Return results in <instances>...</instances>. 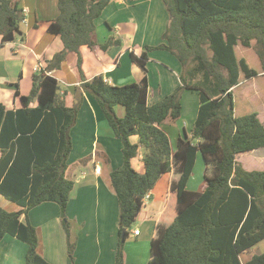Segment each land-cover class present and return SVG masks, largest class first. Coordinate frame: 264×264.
<instances>
[{"label": "trees", "instance_id": "1", "mask_svg": "<svg viewBox=\"0 0 264 264\" xmlns=\"http://www.w3.org/2000/svg\"><path fill=\"white\" fill-rule=\"evenodd\" d=\"M135 2L137 0H126ZM111 0H56L58 16L35 22L58 36L62 49L32 75L28 96L14 97L19 108L6 110L0 104V195L19 207H0V241L10 235L28 248L25 264H49L38 253V235L29 221V211L44 202L59 207L73 263L66 207L74 182L66 178L72 150L70 131L76 122L83 93L98 103L113 135L122 143V164L111 171L110 188L119 206V241L114 264H124L123 247L128 229L143 207V198L166 174L177 180L169 188V204L149 245L147 264H264V253L246 261L240 257L264 239V170L247 171L237 156L264 148V126L256 113L234 115L233 89L240 74L257 77L236 48L252 42L264 76V0H162L168 23L157 46H146L130 58L142 71L140 81L113 86L101 74L87 79L82 70L80 48L93 49L95 20ZM20 0H0L2 44L22 35L25 18ZM22 35V40H25ZM120 41L112 37L100 45L106 51ZM165 50L181 66L180 86L152 105L147 104L148 51ZM76 57L79 86L67 106L58 81L48 73L59 70L66 56ZM184 91L198 95V109L189 135L176 142L174 151L162 125L181 117ZM34 101L37 105L30 107ZM116 107L124 109L119 117ZM141 155L142 170L133 166ZM198 155L206 170L196 191L187 189ZM24 217V221L20 217ZM123 235V236H122Z\"/></svg>", "mask_w": 264, "mask_h": 264}, {"label": "crops", "instance_id": "2", "mask_svg": "<svg viewBox=\"0 0 264 264\" xmlns=\"http://www.w3.org/2000/svg\"><path fill=\"white\" fill-rule=\"evenodd\" d=\"M159 1L137 0L131 3L126 0H111L94 22L98 45L93 49L87 46L80 48L82 70L87 79L101 74L113 86L140 81L142 71L132 62L130 53L139 56L146 46L154 47L163 43L161 35L168 23V12ZM152 2L155 6L150 5ZM19 6L26 10V23L19 27L25 40H22V35H17L14 41L2 44L0 37V104L9 111L19 108L18 100L14 97L15 85L20 95L28 96L32 87V75L38 72L35 68L43 69L46 61L62 49L58 36L46 33L44 28L32 29L35 22L52 20L58 16L56 0H20ZM156 12L162 18L155 15ZM144 13L158 27L154 31V38L151 37L153 32L143 22ZM160 19L164 21L162 25L157 23ZM139 20L143 22L142 25ZM103 26L108 29L107 33L101 31ZM143 27L144 34H141ZM126 34L129 35L127 40ZM111 37L120 41V45H113L103 51L100 45ZM147 54V104L152 105L180 86L181 66L175 56L165 50H152ZM76 60L73 54H68L59 70L48 73L58 81L60 88L63 87L60 93L67 106L73 103V91L79 86ZM187 92L192 93L191 97L187 96ZM193 93L184 91L182 94L181 120L184 118L183 102L195 105L197 113L198 98ZM36 105L37 102L34 101L30 107ZM115 111L119 117H123L122 107H116ZM194 117L195 112L187 117V123L182 121L181 127L177 125L178 121L173 123L174 126L165 128L162 125L169 136L171 147L174 144L171 134L175 136V144L184 134L183 130L189 135ZM70 135L72 150L65 175L75 181L76 187L70 193L66 216L70 223L71 241L76 244L74 262L68 257L59 207L53 202L41 203L28 213L29 221L38 235V253L49 264H114L119 241V207L116 195L110 188L109 176L111 171L122 164V143L114 137L98 103L88 93H83V101ZM257 151L260 149L250 153ZM86 157H89L87 162ZM140 158L141 155L133 161V166L138 171L142 170ZM96 167L100 168L99 172L95 171ZM176 180L177 176L173 172L166 174L148 193L149 199L143 204L135 220L141 226L140 229L135 227L128 231L129 236L123 247L124 264H147L150 242L156 237L157 224L168 209L170 184ZM10 204L15 205L11 211L19 210L16 204L0 195V207L6 210ZM20 220L24 221V217L21 216ZM136 229L140 232L134 236ZM27 248L25 243L5 235L0 241V264H25Z\"/></svg>", "mask_w": 264, "mask_h": 264}, {"label": "rangeland", "instance_id": "3", "mask_svg": "<svg viewBox=\"0 0 264 264\" xmlns=\"http://www.w3.org/2000/svg\"><path fill=\"white\" fill-rule=\"evenodd\" d=\"M159 2H161L160 4H162V6L164 7L162 1L160 0ZM150 5L155 6V4L153 2L150 3ZM164 14H165L164 16H166V13H164ZM155 15H158V16H160V18H162V16L157 12L155 13ZM143 22H146L145 24H147V25H145V26H147V28H149L150 32L151 31L153 32L151 37L154 38L155 33H156V32L154 33V31L156 29L158 30V27L152 23L150 18L147 17V14H145V13H144ZM143 22H140V20H139L140 25H142ZM163 22H164L163 19H160V20H158L157 23H158V25H162ZM151 28H154V29H151ZM101 31L103 33L104 32L107 33L108 29L105 26H103V27H101ZM141 34H144V27H143V32ZM128 36H129L128 34L125 35V40H127L129 38ZM137 36H139V35H137ZM122 40H124V37H122ZM253 45H254V43L252 42V46L250 48L243 49L240 46H238L236 48L237 57L238 58H244L246 63L248 64V66L251 69L258 72V76L251 79V80H248V79H245L243 74H240L239 84L233 90L234 115L236 117H243V116H247V115L252 114V113H256L259 115L260 122L262 124H264V76L262 75L261 66H260L259 60L257 58V55L255 53ZM61 88H63V87L61 86ZM190 94H192V93L187 92V96L191 97ZM195 94L197 96L196 98H198L197 93H195ZM193 112H195V117L193 120V123H194L195 118H196V114H197L195 105H191L190 102H183V116H184V118H183V120H181V118H179L177 120L178 121L177 125L180 126L182 121L186 122L188 120L187 117L190 114H193ZM193 123H192L191 128L193 127ZM163 126H165V128H166L168 126H174V124L173 123L165 124ZM174 137H175L174 134H171V138H172V141L174 143L173 146L171 147L172 149L176 148V144L174 142L175 140L173 139ZM88 159H89V157H86L85 162H87ZM237 160H238V162H240L242 164L243 168L248 170V171H253V170L254 171H263L264 170V148L260 149V151H257L255 153L240 154L237 156ZM205 174L210 175L211 171L206 170V166L203 163L201 156L198 155L194 169H193V173H192V175L189 179L188 185H187L188 190L196 191L198 189L199 185L202 183V181H204L203 176ZM66 178H67V176H66ZM73 182H74V189H75L76 184H75L74 180H73ZM160 184H161L160 187H162L163 181H161ZM161 192H162V190H161ZM14 207H15V205L10 204V206L8 208H6V210L11 211ZM135 227L140 229L141 226L139 225L138 222L135 221L131 225V227L128 229V231L130 229L133 230ZM142 232H143V229H142ZM75 249H76V246H75ZM74 252H75V250H74ZM261 253H264V239L262 241L258 242L256 245H254L250 249H248L243 255H241L240 259L243 262V261L250 259L252 256L258 255ZM73 258H74V253H73Z\"/></svg>", "mask_w": 264, "mask_h": 264}, {"label": "built area", "instance_id": "4", "mask_svg": "<svg viewBox=\"0 0 264 264\" xmlns=\"http://www.w3.org/2000/svg\"><path fill=\"white\" fill-rule=\"evenodd\" d=\"M23 12H24V15H25V13H26V10H23ZM26 23V19L24 18L21 22H20V24H25ZM35 71L37 72V71H40V68H35ZM103 81L105 82V83H109L107 80H105V79H103ZM95 171L96 172H99L100 171V168H95ZM149 199V195L147 194L144 198H143V204L146 202V200H148ZM139 230L138 229H136V230H134V232H133V235L134 236H137L138 234H139Z\"/></svg>", "mask_w": 264, "mask_h": 264}, {"label": "water", "instance_id": "5", "mask_svg": "<svg viewBox=\"0 0 264 264\" xmlns=\"http://www.w3.org/2000/svg\"><path fill=\"white\" fill-rule=\"evenodd\" d=\"M123 236V235H122Z\"/></svg>", "mask_w": 264, "mask_h": 264}]
</instances>
